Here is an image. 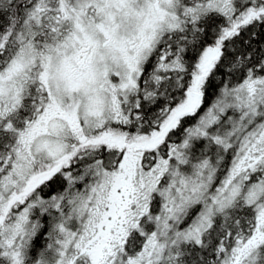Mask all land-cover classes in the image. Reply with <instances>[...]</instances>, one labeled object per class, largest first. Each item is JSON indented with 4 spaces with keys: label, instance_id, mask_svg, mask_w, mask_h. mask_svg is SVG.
<instances>
[{
    "label": "snow or ice",
    "instance_id": "6c2138e0",
    "mask_svg": "<svg viewBox=\"0 0 264 264\" xmlns=\"http://www.w3.org/2000/svg\"><path fill=\"white\" fill-rule=\"evenodd\" d=\"M0 264H264V0H0Z\"/></svg>",
    "mask_w": 264,
    "mask_h": 264
}]
</instances>
